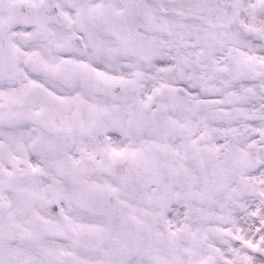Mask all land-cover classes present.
<instances>
[{
  "label": "snow or ice",
  "instance_id": "snow-or-ice-1",
  "mask_svg": "<svg viewBox=\"0 0 264 264\" xmlns=\"http://www.w3.org/2000/svg\"><path fill=\"white\" fill-rule=\"evenodd\" d=\"M0 264H264V0H0Z\"/></svg>",
  "mask_w": 264,
  "mask_h": 264
}]
</instances>
